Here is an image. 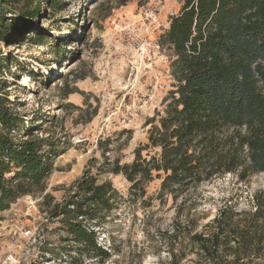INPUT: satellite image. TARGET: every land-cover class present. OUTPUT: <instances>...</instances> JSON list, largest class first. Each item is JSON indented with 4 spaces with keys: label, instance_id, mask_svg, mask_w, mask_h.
<instances>
[{
    "label": "rangeland",
    "instance_id": "rangeland-1",
    "mask_svg": "<svg viewBox=\"0 0 264 264\" xmlns=\"http://www.w3.org/2000/svg\"><path fill=\"white\" fill-rule=\"evenodd\" d=\"M181 3L30 0L5 7L6 17L23 22L11 40L0 41L8 98L32 127L28 133L57 154L42 185L1 213L0 264H210L191 236L205 231L221 208L239 218L254 211L255 196L264 193V172L245 180L212 177L161 201V180L153 179L145 185L144 203H128L129 183L112 172L148 144V130L176 89L172 52L160 37ZM34 7L38 17L25 20L23 12ZM157 153L146 148L141 155ZM84 172L98 183L111 182L123 197L93 227L97 244L110 253L102 263L79 256L60 221L50 216Z\"/></svg>",
    "mask_w": 264,
    "mask_h": 264
},
{
    "label": "trees",
    "instance_id": "trees-1",
    "mask_svg": "<svg viewBox=\"0 0 264 264\" xmlns=\"http://www.w3.org/2000/svg\"><path fill=\"white\" fill-rule=\"evenodd\" d=\"M29 1L0 0V41L11 40L23 26L6 17L5 7ZM38 12L34 7L23 17L35 19ZM160 43L172 52L169 69L177 86L148 130V144L135 150L130 164L112 171L129 183L127 202L144 203L145 185L153 179L161 180L156 195L161 201L212 177L235 174L245 180L263 173L264 0H182ZM6 70V58L0 56V222L12 202L42 185L57 154L28 133L32 127L8 98ZM146 148L159 153L144 158ZM122 204L111 182L98 183L84 172L50 216L60 221L65 241L79 256L102 263L110 253L97 244L93 227ZM190 239L210 264H264V193L255 196L252 213L239 218L221 208L205 231Z\"/></svg>",
    "mask_w": 264,
    "mask_h": 264
},
{
    "label": "built area",
    "instance_id": "built-area-1",
    "mask_svg": "<svg viewBox=\"0 0 264 264\" xmlns=\"http://www.w3.org/2000/svg\"><path fill=\"white\" fill-rule=\"evenodd\" d=\"M17 200H19V198H18V199H16L15 201H17ZM12 203H13V202H12ZM12 203H11V204H12ZM11 204H10V206H11ZM10 206H9V207H10Z\"/></svg>",
    "mask_w": 264,
    "mask_h": 264
}]
</instances>
